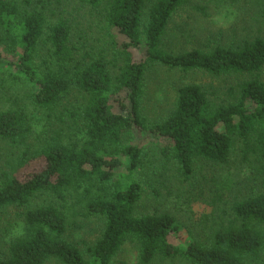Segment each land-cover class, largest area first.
<instances>
[{
	"label": "trees",
	"instance_id": "trees-1",
	"mask_svg": "<svg viewBox=\"0 0 264 264\" xmlns=\"http://www.w3.org/2000/svg\"><path fill=\"white\" fill-rule=\"evenodd\" d=\"M82 1L93 7L106 3L109 28L124 38L113 59L114 63L123 61L115 77L110 69L113 62L104 55L76 58L66 20L48 24L32 0H0V44L17 54L15 66L35 86V104L53 110L73 88L84 100L79 111L70 110L82 122L78 139L45 143L39 149L43 157L39 171L24 178L4 174L0 209L29 207L40 195L49 199L23 213V233L11 242L7 257L0 252V264H45L50 259L62 264H111L130 241L138 246L142 264L178 256L192 264H264V192L236 200L229 221L212 229L205 241L177 245L171 238L179 225L172 214L136 213L142 186L134 172L143 148L127 139L135 132H146L147 138L166 141V151L184 175L192 173L199 159L227 164L239 141L244 154L264 161V38L234 48L173 53L162 47V41L170 19L187 0ZM44 38L50 60L36 69L37 48ZM4 61L0 49V64ZM157 65L216 77L241 74L251 78L237 85L233 102L227 104L212 102L201 84H186L180 87L169 115L151 122L144 113L146 79ZM33 132L24 110H0V139L8 140L12 148H24L19 167L31 159ZM118 167L123 173L117 176ZM79 213L100 215L106 221L102 237L87 248L90 259L65 238Z\"/></svg>",
	"mask_w": 264,
	"mask_h": 264
},
{
	"label": "rangeland",
	"instance_id": "rangeland-1",
	"mask_svg": "<svg viewBox=\"0 0 264 264\" xmlns=\"http://www.w3.org/2000/svg\"><path fill=\"white\" fill-rule=\"evenodd\" d=\"M33 7L42 10L48 24L66 20L71 28V45L77 59L87 54L103 56L112 64L116 49L123 36L109 28L106 20V3L93 7L82 0H32ZM264 0H187L170 19L162 47L173 53L193 49L209 51L216 46L237 47L244 41L264 38ZM150 6V5H149ZM214 18H219L213 23ZM147 22L144 19L142 29ZM1 43V42H0ZM49 43L44 38L37 48L36 69L44 68V60H50ZM5 61L0 64V110L22 109L33 125L31 159L19 167L24 148H12L8 140L0 139V185L4 174L24 178L43 168L39 149L52 139L70 143L82 135V122L70 110L79 111L84 100L78 90L63 100L53 110L43 109L32 99L35 86L15 66L19 58L0 44ZM88 60V59H87ZM123 65L120 59L110 66L111 74H119ZM250 75H208L203 71L182 72L157 65L147 73V96L144 113L151 122L166 118L174 109L180 87L201 84L212 102H233V90ZM264 79V71L262 73ZM146 132H135L129 139L142 148L141 163L134 177L142 186V198L136 207L138 215L169 212L178 222L179 229L171 240L185 246L193 240L205 241L211 230L226 224L231 218V208L238 199L264 192V161L254 155H246L241 141L235 146L227 164H215L204 159L195 162L190 175H184L177 161L166 151L168 143L147 138ZM146 138V139H145ZM116 175L123 173L118 167ZM117 178V177H116ZM47 195L32 200L31 206L48 201ZM28 206L12 205L0 209V252L7 257L11 242L23 233V213ZM65 233V238L76 244L85 258L90 259L87 248L96 243L106 228L100 215L84 217L79 213ZM45 264H62L50 259ZM111 264H142L138 246L127 242L113 258ZM150 264H192L184 258L157 257Z\"/></svg>",
	"mask_w": 264,
	"mask_h": 264
},
{
	"label": "clouds",
	"instance_id": "clouds-1",
	"mask_svg": "<svg viewBox=\"0 0 264 264\" xmlns=\"http://www.w3.org/2000/svg\"><path fill=\"white\" fill-rule=\"evenodd\" d=\"M218 20H219V18H214L212 22L216 23V22H218Z\"/></svg>",
	"mask_w": 264,
	"mask_h": 264
}]
</instances>
